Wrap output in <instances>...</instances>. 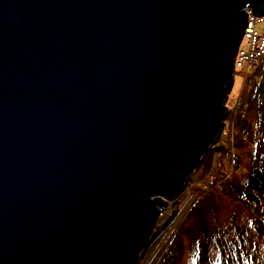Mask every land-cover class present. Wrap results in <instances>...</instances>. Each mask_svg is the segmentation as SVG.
<instances>
[{
    "label": "water",
    "instance_id": "obj_1",
    "mask_svg": "<svg viewBox=\"0 0 264 264\" xmlns=\"http://www.w3.org/2000/svg\"><path fill=\"white\" fill-rule=\"evenodd\" d=\"M247 9L0 0V264H140L219 139Z\"/></svg>",
    "mask_w": 264,
    "mask_h": 264
},
{
    "label": "rangeland",
    "instance_id": "obj_2",
    "mask_svg": "<svg viewBox=\"0 0 264 264\" xmlns=\"http://www.w3.org/2000/svg\"><path fill=\"white\" fill-rule=\"evenodd\" d=\"M234 78L219 139L184 192L163 198L170 211L140 264H264V62Z\"/></svg>",
    "mask_w": 264,
    "mask_h": 264
},
{
    "label": "built area",
    "instance_id": "obj_3",
    "mask_svg": "<svg viewBox=\"0 0 264 264\" xmlns=\"http://www.w3.org/2000/svg\"><path fill=\"white\" fill-rule=\"evenodd\" d=\"M246 11L248 24L241 44L246 42L247 48L242 49L240 44L235 59V70L248 72L249 69L257 67L264 57V28H259L264 24V16H255L251 9Z\"/></svg>",
    "mask_w": 264,
    "mask_h": 264
},
{
    "label": "trees",
    "instance_id": "obj_4",
    "mask_svg": "<svg viewBox=\"0 0 264 264\" xmlns=\"http://www.w3.org/2000/svg\"><path fill=\"white\" fill-rule=\"evenodd\" d=\"M262 62H264V57H263V59L260 61L259 64L262 65ZM251 78H252V77H251V75H250V76L248 77V79L250 80ZM246 87H247V83L245 84V86H244V88H243V91H244V92H246ZM259 164H260V163H259ZM261 214H262V217L264 218V212L261 211ZM262 217H261V218H262ZM220 233H221V235H222L221 237L224 238V237H225V230H224V228H223V230H222V229L220 230ZM261 233H262V232H261ZM262 235L264 236V233H262ZM212 239H214V236H212ZM216 259H217V256H215V258H214L213 260H216ZM196 260H197V259H196V257H195V261H196ZM255 260H257V261L259 262L258 259H255Z\"/></svg>",
    "mask_w": 264,
    "mask_h": 264
},
{
    "label": "bare ground",
    "instance_id": "obj_5",
    "mask_svg": "<svg viewBox=\"0 0 264 264\" xmlns=\"http://www.w3.org/2000/svg\"><path fill=\"white\" fill-rule=\"evenodd\" d=\"M253 12V11H252ZM254 14V13H253ZM255 15V14H254ZM255 16H257V15H255ZM257 17H259V16H257ZM236 59V58H235ZM170 208H171V206H167L166 207V213H168L169 211H170Z\"/></svg>",
    "mask_w": 264,
    "mask_h": 264
}]
</instances>
